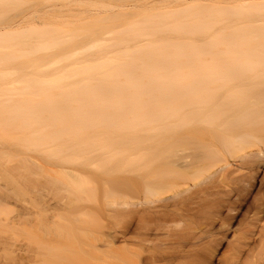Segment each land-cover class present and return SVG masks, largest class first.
<instances>
[{"label": "bare ground", "instance_id": "6f19581e", "mask_svg": "<svg viewBox=\"0 0 264 264\" xmlns=\"http://www.w3.org/2000/svg\"><path fill=\"white\" fill-rule=\"evenodd\" d=\"M23 1L0 0V22ZM243 1L230 9L173 0L182 10L167 1L156 13L128 12V3L131 15L87 21L82 12L83 23L78 11L79 25L74 10L65 6L69 18L53 7L60 15L49 8V19L76 15L73 26L45 27L40 10L43 28L30 13L0 23V164L26 150L97 172L93 190L67 172L51 181L107 214L95 264H264V1ZM250 189V217L227 239ZM65 221L57 228L70 237ZM226 240L231 253L220 260Z\"/></svg>", "mask_w": 264, "mask_h": 264}, {"label": "rangeland", "instance_id": "374dc122", "mask_svg": "<svg viewBox=\"0 0 264 264\" xmlns=\"http://www.w3.org/2000/svg\"><path fill=\"white\" fill-rule=\"evenodd\" d=\"M29 1H30V4H29ZM29 1L24 0L23 2H21L23 3L22 7L20 8L17 7L19 9L16 8L13 11L12 10L9 11L8 12L9 14L6 15L7 20L0 22L2 24L1 26H4V25L6 26L7 24H11V22L15 18L18 19L20 18V16L26 15L28 17L30 16L29 13L31 14L30 23L32 24L35 23L34 25L36 27L39 26L40 28H43L41 26L42 23L40 24V22H43L44 24L43 26L45 27L49 24H53V22H57V24L55 25H61V24H58V20H61L62 17H59L61 19H58V20L56 19V21H54L51 18L56 15L55 12L58 10V8H55V7H61L63 9V14H65L66 7L70 10H74L73 12H75V14L76 13L79 14L78 11L81 12L79 14L80 16L81 14L85 12L86 17H85V14L83 15L88 21L90 19L89 18L90 14H92V16L96 15V17L97 15H99L98 17L100 16L105 17L106 16L105 13L108 14L111 12V14L113 13L116 15L117 13V15H119L118 12H121L122 10V14L125 15L126 12L124 13L123 9L127 8L126 5H128V3H130V5H128L127 9L129 10V6L132 7V9L130 8L129 11L128 10H125V11H128V12L136 11L137 13L140 10H141L140 11L141 13L142 12L144 13L147 10L148 11L150 10L151 12V9L153 13V10L155 7L158 8V10L157 8H155L157 12V11H160L159 9H161V6H162V11L164 10L167 11L169 10L168 7L165 8L163 5L165 4L166 6L168 4L167 1L170 3L172 1L171 5L168 4L169 7L172 6L174 3L173 0H140V1L131 0L130 2H128L129 0L124 1V2L127 1L128 3H123V2L114 1V0H105L104 2L103 1L101 2L100 0L99 1L86 0L85 2L87 3L86 5L84 3H81V0L80 1L72 0V2L64 1V0H54V1L49 0L48 2L47 1L44 2L42 0L40 1L34 0L35 2H33V0H29ZM37 1L40 3H38ZM96 1L98 3L101 2L100 5H98ZM175 1L177 2V0ZM196 1L198 3H196ZM202 1L203 2L206 1V2L203 3ZM235 1L234 0H208V1L207 0H200V1L193 0V3H190V4L195 3L196 4V5L194 4L195 6H198L197 4H199L202 7L207 6V7L213 8L211 4L217 5V4H220L219 2H222L224 3L225 6H230V9H231L233 5L235 4L239 5L240 3V0H235ZM242 1L243 0H241V3ZM249 1L250 0H247L246 4H248ZM260 1L262 2L264 0H260ZM260 1L257 0L256 2L258 3ZM27 2L29 6L27 5ZM90 2H92L93 4L96 3L97 5L91 6ZM155 2H157L158 4H156ZM243 2L245 3V0ZM251 2L253 1H250L249 4H251ZM178 4L180 3H175V5H173L170 8L182 10V8L178 7ZM190 4L183 3L184 6L185 5L188 6ZM122 5L125 7L123 8ZM183 5L181 7H184ZM121 6H122V9H121ZM176 6L178 8H176ZM53 7L55 8V12L52 11ZM190 7H193V5L192 6L190 5ZM220 7L221 6L218 5V8ZM49 8H51L50 10L51 12L55 13L54 16H53V13L52 14L49 13L50 11H48L47 13V9ZM67 8L66 10H68ZM214 8H216V6H214ZM37 10H40L39 13L41 16L46 15L47 13L46 16L48 17L45 16V19L44 18L40 19L38 17L39 14L37 15L38 13ZM70 10H68L66 15L70 12ZM34 11H37V12L34 13ZM61 11H57V12L62 13ZM96 11H97V14H95ZM73 12H70L68 15L74 14ZM101 12H103L105 16ZM128 12L126 13V15L133 14V13L129 14ZM136 12L134 13L137 16ZM156 12L154 10V13ZM32 13L35 14V16H33ZM99 13H101L102 15H100ZM76 15H72L73 18L70 19V21L73 20L74 16ZM49 16H51L50 19H49ZM57 16H55L54 19ZM35 17H37L36 21H35ZM38 18L40 19V22ZM69 18H71V16ZM83 18L81 21L82 23L86 21L85 18L84 19ZM253 18H255L257 21L255 24L257 26H260L261 22L259 21L262 17L260 18L259 16H253ZM47 19L49 20V22H47L48 21ZM77 19L78 20L76 19L74 20L76 21V23L75 22L74 23L76 25H79L80 22H77V21H79L81 18L79 19V16H78ZM64 20L65 18L63 19V21L61 20L63 25H64ZM61 21H59V23ZM66 21H69V20H65V23L68 24V22ZM70 21H69V25L73 26L74 23L71 24ZM37 23H39L40 25ZM24 25L26 26L27 23ZM35 26L32 25V27H35ZM30 27L31 26L29 27L26 26L25 28H30ZM22 31H24V29H22ZM80 57H84V56L80 55ZM61 66L63 67L64 64L61 63L59 67ZM51 71H53V69H48V72H51ZM28 72L29 70L27 69L23 73L27 74ZM20 75L21 73H16L12 75L9 78L10 80L9 83L18 79ZM0 149H3V147L0 146ZM46 158L47 157L43 155L42 153L30 152V151L25 150L21 152V154L17 157V159L11 160L9 162H5L4 165L0 164V264H51V262H46V260L48 261V259L49 260L53 259L52 261L53 264H55V262L57 264H95L94 259H93L94 252H95V246L99 243L98 238L101 237V233H100L101 226L102 225L107 226L108 224L107 214L105 213L104 210L102 211V213L100 212V209H102L100 204L92 201L93 199H90L91 201L87 199V200H82V201L77 202L73 196L64 192V189H62V186H60L61 190H59L60 189L58 188L59 186L57 188L52 186L51 181L52 180L55 181L58 175L61 174L62 172H67L68 174L74 177L79 176L85 180H88L89 182H90L89 178L90 179L92 178L91 181L95 183L93 181V178L98 177L97 172L95 174L94 170L89 169V168L80 169L77 165H72V166L71 165L69 166L59 165L57 163H53L52 161L51 162L48 161V159ZM21 162L23 163L25 162V165H29L28 167H32L31 165L35 164L34 166V168L36 169L35 172L34 171L31 172V168H29L30 170L25 171V169L22 166L23 164H21ZM34 168L32 170H34ZM6 171L11 172L14 175V178L16 179L15 184H11L8 181L4 180L3 177H5V175L3 176V173L5 174ZM94 175H97V176L95 177ZM57 185H60V184H57ZM90 185H88V187ZM93 186L94 188L97 187V185L92 184L90 186L91 189L93 188ZM249 191L250 193L246 199L248 201L247 205L242 207V212L240 214H235L234 218L228 222L229 227H225L223 229L224 235L226 236L227 239L231 238L234 233L237 236L238 230L240 229V224L245 220L246 217H250V214L248 212L249 205L250 203L253 202L252 199L254 196L253 194L255 192H253L254 191L253 189H250ZM70 203H72V205H70ZM69 205L71 206L70 207L71 209L69 208ZM224 210L225 209L222 210L223 215H226L227 211H224ZM99 214H100L101 220L97 218ZM97 219L100 221V223L98 222ZM65 220H70V224L73 220L71 225L75 230H73L71 226L69 227V232L72 234L70 235V237H65V234L63 237L62 236L63 234L61 235L62 232H60V230H58L57 228L61 224H63V226L65 227H68L66 226V224L64 225V223L66 222ZM77 220L80 223L81 221L79 220H82V222L83 221L85 222V223L83 222L84 223L83 228L85 230L81 229L80 231V229L77 228L78 227L77 224L79 225V227L81 225L80 223H77ZM74 226L75 227L77 226V227L75 228ZM231 227H232V230H229V228ZM70 228H72V230H70ZM76 230L80 231L78 235H76V233H78V231L76 232ZM61 231H64V228ZM230 250H231V247L228 243V240H226V242L224 241L221 244V246L218 248V250L215 253V256H217L218 258H221L220 260H222V258H225L231 253ZM82 255L84 257H82ZM67 256L71 258V260H68V258L66 259ZM78 258H81V259L78 260ZM216 264H221V261L217 262Z\"/></svg>", "mask_w": 264, "mask_h": 264}]
</instances>
